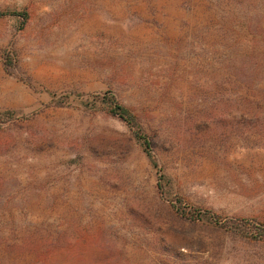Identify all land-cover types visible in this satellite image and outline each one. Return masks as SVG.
I'll list each match as a JSON object with an SVG mask.
<instances>
[{"label": "rangeland", "instance_id": "rangeland-1", "mask_svg": "<svg viewBox=\"0 0 264 264\" xmlns=\"http://www.w3.org/2000/svg\"><path fill=\"white\" fill-rule=\"evenodd\" d=\"M21 11L0 17V264H264V0H0ZM92 93L152 139L164 198Z\"/></svg>", "mask_w": 264, "mask_h": 264}, {"label": "trees", "instance_id": "trees-1", "mask_svg": "<svg viewBox=\"0 0 264 264\" xmlns=\"http://www.w3.org/2000/svg\"><path fill=\"white\" fill-rule=\"evenodd\" d=\"M6 15L21 18L23 21V24L28 19V14L25 11L0 13V17H4ZM18 79H19V81H21L23 84H25L30 89L37 91V88L28 80L21 78V77H19ZM43 91L46 93H49L51 96L54 97V95L52 93H50L48 90L43 89ZM85 95L86 94H84L82 92H74L72 94L64 95V97L68 98V97L73 96L76 98H81V97H84ZM88 96L93 98V99H96V100L101 99V100L105 101L106 103H108L110 115L120 119L129 128L134 139L141 145L143 152L145 153L146 157L149 159L152 167L157 171V175H158L157 176V183H156L157 193L161 198H164L166 196V185H165L166 181H165L164 177H162V175L160 174V171L158 169L156 156H155L154 151H153L154 145H153L152 139L144 132V130L138 124L134 115H132V113L127 108L123 107L121 104L118 103V101L114 95L109 94V93H105V94L92 93ZM170 203H171V206L176 210V212L179 215H181L183 213L180 209L178 202H174V201L170 200ZM200 215L209 216V218L212 220V222L219 224V225L251 224V220H248L245 218H220V217L214 216L208 212H205L203 214L199 211L195 212V217L200 216ZM260 225L264 226V224H260Z\"/></svg>", "mask_w": 264, "mask_h": 264}]
</instances>
